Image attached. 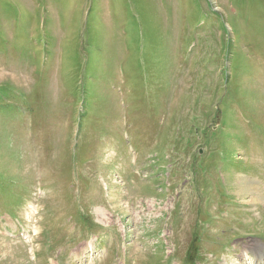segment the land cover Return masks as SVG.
<instances>
[{
    "label": "rangeland",
    "instance_id": "rangeland-1",
    "mask_svg": "<svg viewBox=\"0 0 264 264\" xmlns=\"http://www.w3.org/2000/svg\"><path fill=\"white\" fill-rule=\"evenodd\" d=\"M260 194L264 0H0V264H255Z\"/></svg>",
    "mask_w": 264,
    "mask_h": 264
},
{
    "label": "bare ground",
    "instance_id": "bare-ground-1",
    "mask_svg": "<svg viewBox=\"0 0 264 264\" xmlns=\"http://www.w3.org/2000/svg\"><path fill=\"white\" fill-rule=\"evenodd\" d=\"M258 189V188H257ZM257 192V191H256ZM258 193V192H257ZM254 196V195H253ZM255 197V196H254ZM252 200H254V201H264V196H262V194H260L259 195V197H257V198H252ZM251 200V201H252ZM247 252V251H246ZM257 252H263L262 253V255L261 254H258L259 255V259L260 260H256V264H264V251L263 250H259V251H257ZM257 252H254L253 251V253H257ZM251 253V252H250ZM245 255H250L249 253L248 254H245Z\"/></svg>",
    "mask_w": 264,
    "mask_h": 264
}]
</instances>
